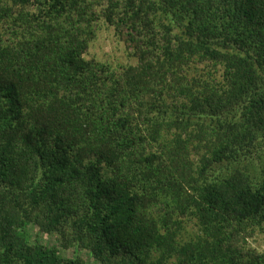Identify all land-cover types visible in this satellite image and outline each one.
Instances as JSON below:
<instances>
[{
  "label": "trees",
  "instance_id": "trees-1",
  "mask_svg": "<svg viewBox=\"0 0 264 264\" xmlns=\"http://www.w3.org/2000/svg\"><path fill=\"white\" fill-rule=\"evenodd\" d=\"M43 1L0 0V264H85L27 224L99 264H264V173L244 165L264 143V0ZM95 5L136 65L84 58ZM193 61L221 81L187 78Z\"/></svg>",
  "mask_w": 264,
  "mask_h": 264
},
{
  "label": "rangeland",
  "instance_id": "rangeland-1",
  "mask_svg": "<svg viewBox=\"0 0 264 264\" xmlns=\"http://www.w3.org/2000/svg\"><path fill=\"white\" fill-rule=\"evenodd\" d=\"M47 3L42 0V3L36 2L30 8L32 14H43L47 8ZM99 18L95 22V35L89 42L88 48L84 53V58L87 60H96L97 62L107 64L115 71L121 72L125 67L129 65H136L137 59L131 54V49L127 48L122 40L119 38L115 27L109 24L102 13L104 6L95 5ZM40 12V13H39ZM4 31L5 38L8 36L7 31ZM187 78L196 79H211L210 76L219 83L221 81L222 68L221 66H213L210 62L196 63L192 62L184 70ZM212 79V80H213ZM197 127L191 125L188 131L191 133L196 132ZM164 134L167 137L172 135L175 128H166L164 126ZM185 136V135H183ZM197 142V141H196ZM203 143V142H202ZM204 151L201 148L199 151L190 148V159L194 162L193 168L197 169L199 165L200 153ZM245 169L250 171L251 174L256 176H262L264 173V143H262L256 151V154L249 162L244 163ZM29 233L31 241L37 243H43L50 247L55 246L62 256L78 257L85 264H99L90 254V252L83 248L82 244L70 241H65L62 234L59 231H53L52 233H46L39 231L37 226L27 224L25 227ZM198 232V225L194 218L185 219L183 229L181 231V239L184 241L193 239ZM247 246L256 249L259 252H264V231L256 228L251 237L247 238Z\"/></svg>",
  "mask_w": 264,
  "mask_h": 264
}]
</instances>
